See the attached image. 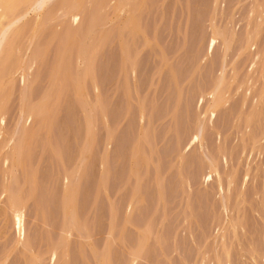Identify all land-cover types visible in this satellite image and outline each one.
Returning <instances> with one entry per match:
<instances>
[{
  "label": "rangeland",
  "instance_id": "374dc122",
  "mask_svg": "<svg viewBox=\"0 0 264 264\" xmlns=\"http://www.w3.org/2000/svg\"><path fill=\"white\" fill-rule=\"evenodd\" d=\"M62 1L0 33V264H264V0Z\"/></svg>",
  "mask_w": 264,
  "mask_h": 264
},
{
  "label": "bare ground",
  "instance_id": "6f19581e",
  "mask_svg": "<svg viewBox=\"0 0 264 264\" xmlns=\"http://www.w3.org/2000/svg\"><path fill=\"white\" fill-rule=\"evenodd\" d=\"M50 0H0V33L1 32H5V31H7V30H9L14 24H16V22H18V21H20V20H22V19H24L30 12H39L38 10H40V9H42L48 2H49ZM65 1H66V3H67V0H64V1H62L63 2V4H62V2H61V4H62V6H60V8L61 7H64L66 4H64L65 3ZM81 1L82 0H70L69 1V5L72 3L73 5H70V7L71 6H76V7H79L80 6V4H81ZM50 3V2H49ZM50 5V4H49ZM64 5V6H63ZM117 5V4H116ZM48 7V6H47ZM46 7V8H47ZM45 8V7H44ZM45 8V9H46ZM65 8H67V7H65ZM44 9V10H45ZM18 11V12H17ZM64 11V10H63ZM121 11V10H120ZM119 11V12H120ZM41 14V13H40ZM33 15H34V13H33ZM39 16V15H38ZM28 17V16H27ZM101 17V16H100ZM53 19V18H52ZM6 20V21H5ZM42 21V20H41ZM40 21V22H41ZM97 21V20H96ZM22 22H24V21H22ZM39 22V24L38 25H40L41 23ZM3 24V26H2V28H1V25ZM4 24L6 25V26H4ZM42 24H44V22L42 23ZM95 24V23H94ZM39 27V26H38ZM37 24H36V27H33L32 29H34L33 31L35 32V33H33L32 31V34H33V36H34V34L36 35V32L38 31V30H40V28L37 30ZM92 27V26H91ZM31 28V27H30ZM94 28V27H93ZM96 28V27H95ZM25 30V29H24ZM20 32H21V29L19 30ZM41 31V30H40ZM17 32V31H16ZM3 34V33H2ZM14 34H16L15 32H13L12 33V36L14 35ZM20 34V33H19ZM18 34V35H19ZM23 34V33H22ZM32 34H31V37H32ZM1 35V34H0ZM36 36H38V35H36ZM18 37V36H17ZM30 37V38H31ZM16 38V37H15ZM30 38H29V41H30ZM36 38V37H35ZM1 39V38H0ZM10 39H12V37L10 38ZM26 39V38H25ZM37 39V38H36ZM2 40V39H1ZM0 40V41H1ZM35 41V40H34ZM2 42V41H1ZM0 42V43H1ZM16 42V41H15ZM31 42V41H30ZM4 43H5V41H4ZM6 44V43H5ZM1 45V44H0ZM6 45H9V44H6ZM33 45V44H32ZM0 47H2V46H0ZM21 47H23V46H21ZM20 47V48H21ZM1 49V48H0ZM5 49V48H4ZM30 50H31V48H30ZM21 52V51H20ZM20 55H21V53H20ZM20 57H22V56H20ZM23 58V57H22ZM33 58H35V56L33 57ZM18 59V58H17ZM21 59V58H20ZM19 59V60H20ZM36 59V58H35ZM34 59V60H35ZM17 62V61H16ZM18 62H20V61H18ZM29 62L28 61H25V64H28ZM34 63V62H33ZM32 63H31V61H30V65H31ZM19 65V64H18ZM21 66H22V64H20ZM19 65V66H20ZM18 66V67H19ZM23 66H25V67H27L28 66V69L30 68V66H29V64L26 66V65H23ZM22 66V67H23ZM32 67V66H31ZM19 68H21V67H19ZM24 69V68H23ZM31 69V68H30ZM26 72H27V75H28V71L26 70ZM26 72H25V69H24V81H25V76L26 77H28L27 75H26ZM1 83V82H0ZM0 88H1V86H0ZM78 90V89H77ZM79 90H81V89H79ZM77 93H78V91H77ZM81 93V92H80ZM79 93V94H80ZM0 100H1V98H0ZM1 102H2V100H1ZM23 114H22V118H21V120H22V122H21V125L23 124V125H25V121H26V119H27V113H26V107L23 109ZM16 136H17V138H18V135L16 134ZM15 138V135H14V137H13V141H15L16 142V144H14V146L12 147V149H11V155H12V157L10 156V158L12 159L13 158V160H14V163L16 164L17 163V154H18V147H19V145H17L18 143H17V141L16 140H18L17 138H16V140L14 139ZM13 160L11 161L12 163H13ZM213 168V170L215 171V172H217V170H216V168L215 167H212ZM66 197H68V198H72L73 197V195L71 194V192L69 191V192H67V194H66ZM9 206H10V208H11V210H12V213H13V218H14V221L16 222V223H18V220H17V211H18V204H17V201H16V198L15 197H11L10 199H9ZM100 264H103L102 262L100 263Z\"/></svg>",
  "mask_w": 264,
  "mask_h": 264
}]
</instances>
